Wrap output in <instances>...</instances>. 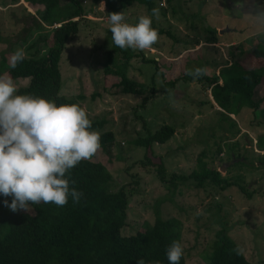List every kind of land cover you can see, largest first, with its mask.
I'll return each instance as SVG.
<instances>
[{"label": "rangeland", "instance_id": "rangeland-1", "mask_svg": "<svg viewBox=\"0 0 264 264\" xmlns=\"http://www.w3.org/2000/svg\"><path fill=\"white\" fill-rule=\"evenodd\" d=\"M80 1L84 15L59 61V92L77 100L90 118H105L103 129L115 133L109 151L100 150L95 157L111 172L109 187L116 190L123 185L129 191L121 234L133 233L152 221L155 199L162 198L161 216H176L182 222L185 264H207L206 255L222 227L245 249L251 264H264V162L258 160L264 150L255 146L256 136L264 133V74L253 94L255 99L263 96V101L257 108L242 107L231 118H225L211 99L210 85L186 74L196 67H206L208 75L217 74L233 55L245 67L264 68V58L252 52L253 48L264 50V26L257 25L249 14H254L253 0H153L160 11L158 19L152 17L153 23L168 29L173 37L159 34L154 50L143 51L148 59L141 55L130 59L127 75L144 85L142 94L104 87L105 78L110 82L116 78L105 75L102 66L105 50L112 46L108 13L101 7L102 0ZM254 2L264 5V0ZM34 8L21 0H0L1 74H9L11 54L17 48H23L26 56L43 50L41 41L37 47L30 44L48 35L54 23L33 26L29 12ZM73 9V4L65 3L61 14L70 16ZM123 12L129 23L141 15H152L142 3L128 5ZM29 25L32 29L26 32L24 27ZM13 79L19 86L29 77ZM143 96H147L144 103ZM163 122L175 127L167 141L155 142L147 149L133 142L147 128L153 130ZM201 152L210 167L243 183L249 194L237 184L224 189L208 182L195 186L192 178L171 194L159 179L157 163L163 161L167 175L188 173L196 168ZM145 153L151 162L138 161Z\"/></svg>", "mask_w": 264, "mask_h": 264}, {"label": "trees", "instance_id": "trees-1", "mask_svg": "<svg viewBox=\"0 0 264 264\" xmlns=\"http://www.w3.org/2000/svg\"><path fill=\"white\" fill-rule=\"evenodd\" d=\"M21 1L35 7L34 12H29L33 26H39L42 22L49 25L54 23V26L48 35H41L30 44L37 47V43L41 41L44 48L40 54L26 56L15 68H12L11 64L7 68L12 78L29 77L27 83L17 86L19 94L41 96L54 100L58 105L78 103L77 100L59 92L61 88L59 61L67 39L78 30L80 16L84 15L81 1ZM103 2L107 13L121 12L133 3L145 4L149 11L155 8L153 0H103ZM65 3L74 5L72 15L67 17L61 14ZM137 20L138 17L132 23ZM153 27L159 34L173 37L168 29L154 23ZM24 29L30 32L32 28L29 25ZM210 30L215 33L213 27ZM211 39L215 42L216 35ZM105 52L106 59L104 63L102 62L105 75L109 74L116 78L111 82L105 78L104 87L116 86L124 93H144L146 91L144 85L127 75V68L132 57L141 55L142 58L148 59L145 52L122 50L113 43ZM252 52L264 58V50L253 48ZM118 55L121 58L119 62ZM152 59L156 63L155 58ZM3 63L4 59L0 61V74L4 69ZM263 74L264 68L256 70L245 67L233 55L230 63L221 66L217 74H207L200 77L199 81L210 85L211 99L221 109L225 118H231L230 115L238 114L242 107L257 108L263 101V96L256 99L253 97L255 86L262 81ZM173 81L169 80L170 83ZM146 98L147 96H143V103ZM90 119L93 122V129L101 133V150L108 152L115 139L114 131L110 128L103 129L105 118ZM174 131L175 127L172 124L163 122L153 130L147 128L145 133L134 138L133 142L144 149L152 148L155 142L167 141ZM255 146L258 150H264V133L256 136ZM203 154L204 152H201L197 156L196 168L188 173L171 172L167 175L163 161L157 163L159 179L171 194L190 178L195 180L193 183L195 186L208 182L217 185L219 189H224L237 184L241 191L249 194L243 183L230 179L222 175L218 169L210 167ZM258 160L264 162V152L258 156ZM138 161L146 163L151 162V159L145 153L144 158ZM242 161L239 160V164H244ZM70 179L76 182L73 187L83 192L78 204H74L69 198L64 207L41 203L31 205L29 212L23 210L12 212L4 205V200L8 199L11 203V198L0 195V264H136L141 258L146 264H156L157 261L159 264H168L166 249L174 240L182 243V222L176 216L166 218L161 216L159 204L162 198L155 199V216L152 221H146L143 227L137 228L133 233L121 234L120 228L125 223L129 191L123 185L116 190L109 187L112 175L105 163L96 157L91 161H83L72 169ZM169 199H172V195ZM237 245L239 244L224 227L218 229L211 250L206 255L207 264H251L245 254L237 255L233 251ZM185 261L184 250L180 264H185Z\"/></svg>", "mask_w": 264, "mask_h": 264}, {"label": "clouds", "instance_id": "clouds-1", "mask_svg": "<svg viewBox=\"0 0 264 264\" xmlns=\"http://www.w3.org/2000/svg\"><path fill=\"white\" fill-rule=\"evenodd\" d=\"M101 7L105 9L103 0ZM254 22L264 26V5L253 0ZM159 8L152 15H141L137 22H126L123 11L108 13L111 41L122 50H154L159 42L152 17L159 18ZM26 58L17 48L10 58L12 68ZM187 75L199 79L206 67L188 69ZM88 111L79 103L57 104L33 94H19L14 79L0 74V195L11 198L4 205L12 212L30 211L35 204L64 207L69 198L78 204L83 192L73 185L71 171L83 161H91L101 150V133L94 130ZM233 251L243 255L239 245ZM168 264H180L184 246L174 240L166 249ZM136 264H146L138 259ZM156 264H159L157 261Z\"/></svg>", "mask_w": 264, "mask_h": 264}, {"label": "water", "instance_id": "water-1", "mask_svg": "<svg viewBox=\"0 0 264 264\" xmlns=\"http://www.w3.org/2000/svg\"><path fill=\"white\" fill-rule=\"evenodd\" d=\"M221 168V167H220Z\"/></svg>", "mask_w": 264, "mask_h": 264}]
</instances>
